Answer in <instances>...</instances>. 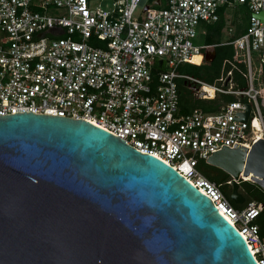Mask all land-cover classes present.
I'll return each mask as SVG.
<instances>
[{
    "label": "built area",
    "instance_id": "built-area-1",
    "mask_svg": "<svg viewBox=\"0 0 264 264\" xmlns=\"http://www.w3.org/2000/svg\"><path fill=\"white\" fill-rule=\"evenodd\" d=\"M239 5L250 13L247 29L227 43L234 62L246 67L247 87L233 90L223 83L225 75L209 84L179 72L180 64L197 63L193 58L205 46L195 42L200 25L216 21L219 9L226 15L225 8ZM259 13L264 16V0H0V115L87 120L158 157L210 198L264 264L255 222L262 204L235 207L197 168L223 147L249 148L264 138V84H254L251 56L257 52L264 64ZM178 79H192L195 97L239 98L215 111L184 112ZM204 85H213L215 94L207 96ZM246 104L249 119L238 120Z\"/></svg>",
    "mask_w": 264,
    "mask_h": 264
},
{
    "label": "water",
    "instance_id": "water-1",
    "mask_svg": "<svg viewBox=\"0 0 264 264\" xmlns=\"http://www.w3.org/2000/svg\"><path fill=\"white\" fill-rule=\"evenodd\" d=\"M205 161L231 177L235 204L243 181L264 190V138ZM0 264L259 263L171 165L90 121L22 112L0 115Z\"/></svg>",
    "mask_w": 264,
    "mask_h": 264
},
{
    "label": "trees",
    "instance_id": "trees-1",
    "mask_svg": "<svg viewBox=\"0 0 264 264\" xmlns=\"http://www.w3.org/2000/svg\"><path fill=\"white\" fill-rule=\"evenodd\" d=\"M240 7H243L244 10H247L243 5H239V8ZM218 13L219 17L216 21L203 23L205 27L203 45L205 46L202 47L199 56H197V58L193 60L194 62L200 63L184 62L177 67L178 71L209 84H213L219 77H221V75H225L226 77H229L230 81L233 83V90L245 89L247 87V81L243 73L246 71V67L242 62H234V50L232 44H229L227 42L233 40L235 37L245 32L247 29L248 21L246 24L239 22V28L234 31V34L231 37L222 40L220 38V35L226 22L224 7L219 9ZM228 72L230 73L228 74ZM262 80L264 84V70L262 74ZM190 81L191 80L189 79L177 80L180 98L179 106L180 110H184V112L189 111L193 107H199L205 111H215L218 110L222 104L229 101H234L239 98L233 93H217L213 98H208L206 100L204 98L195 97L193 91H191L192 95L188 97L189 91L186 89V85L190 83ZM191 84H194V82L192 81ZM202 90L205 91L207 96H213L215 94V90H211L207 87H204ZM202 102H205L206 105L200 107L199 105ZM197 168L208 179L214 181L217 184H220L223 193L229 198L231 187L230 185L226 184V181L230 178V176L226 172L218 167L208 164L203 159H200L198 161ZM241 191L246 198L243 203L235 204L231 200L230 201L237 208L243 207L250 201L259 202L263 205L261 211L255 219V222L258 225L259 235L263 238L264 190L259 186L254 185L251 181H243L241 183Z\"/></svg>",
    "mask_w": 264,
    "mask_h": 264
},
{
    "label": "rangeland",
    "instance_id": "rangeland-1",
    "mask_svg": "<svg viewBox=\"0 0 264 264\" xmlns=\"http://www.w3.org/2000/svg\"><path fill=\"white\" fill-rule=\"evenodd\" d=\"M96 3L97 2L95 1L94 4H96ZM225 14H226L225 15L226 16V22H225L224 28L222 29V33L220 35V38L224 39V40L231 37L234 34V31L239 28V25H238L239 22L244 23V24L247 23L249 12L247 10H244L243 7L239 8V6H232V7L225 8ZM229 27L232 30L229 31ZM202 41H203L202 36L199 34L197 36L195 42L200 43ZM251 56H252V65H253L254 73L256 76V80H254V84L256 86H260L261 83H263L262 74H263L264 66L262 63H260L257 52L253 51L251 53ZM223 83H226L225 84L226 86L233 85V83L230 81L229 77H224ZM214 84H219V83L217 81H215ZM202 98L207 100L208 98H211V97H202ZM204 105H206V103L202 102L199 106L203 107ZM182 109H184V108H182Z\"/></svg>",
    "mask_w": 264,
    "mask_h": 264
},
{
    "label": "crops",
    "instance_id": "crops-1",
    "mask_svg": "<svg viewBox=\"0 0 264 264\" xmlns=\"http://www.w3.org/2000/svg\"><path fill=\"white\" fill-rule=\"evenodd\" d=\"M201 35L202 36V39L204 38V34H205V27H204V24L202 23L201 25H200V27H199V30H198V34H197V36L198 35ZM197 36H196V38H197ZM196 38H195V41H196ZM222 40H224V39H222ZM197 44H200V45H203V41L202 42H196ZM197 57H195L193 60H195ZM198 63V62H197ZM200 63V62H199ZM190 86H191V84H187L186 85V89L189 91V93H188V97H190L192 94V90H191V88L194 86H191V88H190ZM180 99V98H179ZM180 101V100H179ZM182 111H184V110H182ZM243 193V192H242ZM263 239H264V237H263Z\"/></svg>",
    "mask_w": 264,
    "mask_h": 264
},
{
    "label": "bare ground",
    "instance_id": "bare-ground-1",
    "mask_svg": "<svg viewBox=\"0 0 264 264\" xmlns=\"http://www.w3.org/2000/svg\"><path fill=\"white\" fill-rule=\"evenodd\" d=\"M195 58V57H194ZM193 58V59H194ZM204 87H207V88H209V89H211V90H215V88H214V86L213 85H204ZM257 126H258V124L257 123H255ZM244 179H249V176H244Z\"/></svg>",
    "mask_w": 264,
    "mask_h": 264
},
{
    "label": "flooded vegetation",
    "instance_id": "flooded-vegetation-1",
    "mask_svg": "<svg viewBox=\"0 0 264 264\" xmlns=\"http://www.w3.org/2000/svg\"><path fill=\"white\" fill-rule=\"evenodd\" d=\"M194 84H191V86H193ZM254 185H256L254 182H253Z\"/></svg>",
    "mask_w": 264,
    "mask_h": 264
}]
</instances>
